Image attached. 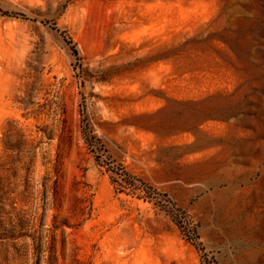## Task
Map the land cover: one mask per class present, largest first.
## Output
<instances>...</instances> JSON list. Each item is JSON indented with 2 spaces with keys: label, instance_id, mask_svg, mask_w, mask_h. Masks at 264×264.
Here are the masks:
<instances>
[{
  "label": "rangeland",
  "instance_id": "374dc122",
  "mask_svg": "<svg viewBox=\"0 0 264 264\" xmlns=\"http://www.w3.org/2000/svg\"><path fill=\"white\" fill-rule=\"evenodd\" d=\"M2 233L0 264H264V0H0Z\"/></svg>",
  "mask_w": 264,
  "mask_h": 264
},
{
  "label": "trees",
  "instance_id": "16d2710c",
  "mask_svg": "<svg viewBox=\"0 0 264 264\" xmlns=\"http://www.w3.org/2000/svg\"><path fill=\"white\" fill-rule=\"evenodd\" d=\"M5 231V230H4ZM9 233V232H7ZM14 233H17L16 231H14ZM19 237H22V235L18 236L17 234L14 235H10V234H6V233H2L0 234V240H10V239H17Z\"/></svg>",
  "mask_w": 264,
  "mask_h": 264
}]
</instances>
